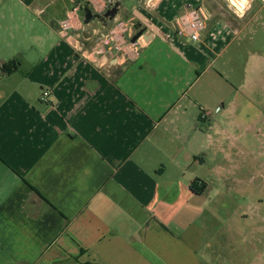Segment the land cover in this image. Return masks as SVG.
Segmentation results:
<instances>
[{
	"label": "crops",
	"instance_id": "1",
	"mask_svg": "<svg viewBox=\"0 0 264 264\" xmlns=\"http://www.w3.org/2000/svg\"><path fill=\"white\" fill-rule=\"evenodd\" d=\"M88 1L0 0V264H215L205 166L248 88L216 69L215 49L264 0L239 23L209 14L196 43L176 20L203 0H98L122 4L119 22L64 33ZM125 22L138 59L100 55Z\"/></svg>",
	"mask_w": 264,
	"mask_h": 264
},
{
	"label": "rangeland",
	"instance_id": "2",
	"mask_svg": "<svg viewBox=\"0 0 264 264\" xmlns=\"http://www.w3.org/2000/svg\"><path fill=\"white\" fill-rule=\"evenodd\" d=\"M249 2L203 0L202 4L212 20L237 21ZM251 9L250 15L258 12L256 18L239 35H232V44L220 42L215 49L221 54L216 69L227 81L248 87L247 98L235 99L237 109L221 118L225 135L221 156L205 166L213 175L209 197L214 207L207 215L215 221L209 250L215 264H264V1ZM230 123L236 125L230 126L231 131ZM229 134L234 140H228Z\"/></svg>",
	"mask_w": 264,
	"mask_h": 264
},
{
	"label": "built area",
	"instance_id": "3",
	"mask_svg": "<svg viewBox=\"0 0 264 264\" xmlns=\"http://www.w3.org/2000/svg\"><path fill=\"white\" fill-rule=\"evenodd\" d=\"M87 4L96 13L104 14L103 6L98 3V0H89ZM84 7V2H76L73 4L66 19L61 23V29L64 33H77L85 30ZM208 20L209 12L203 4L194 7L185 6L182 14L176 20L177 32L188 38L191 42H200L203 33L207 29ZM132 30L133 25L131 22L118 23L101 44L99 54L102 56L115 55L123 61L138 59L140 47L131 41L133 38ZM49 95V91H45L42 100L46 101ZM219 111L220 109H217V112ZM203 117L206 118L207 115Z\"/></svg>",
	"mask_w": 264,
	"mask_h": 264
},
{
	"label": "water",
	"instance_id": "4",
	"mask_svg": "<svg viewBox=\"0 0 264 264\" xmlns=\"http://www.w3.org/2000/svg\"><path fill=\"white\" fill-rule=\"evenodd\" d=\"M122 6L121 3L117 2L107 10L104 14H94L93 10L91 9L89 4H86L84 7V23H85V30L84 34L88 35L93 30V25L96 21H99L107 26L109 23L112 22H119V18L117 14L119 12V8ZM140 33L132 39V42H136L138 40Z\"/></svg>",
	"mask_w": 264,
	"mask_h": 264
},
{
	"label": "trees",
	"instance_id": "5",
	"mask_svg": "<svg viewBox=\"0 0 264 264\" xmlns=\"http://www.w3.org/2000/svg\"><path fill=\"white\" fill-rule=\"evenodd\" d=\"M204 185H207L206 183L204 184ZM196 187L198 188L199 186H198V184L196 185H193V188H195L196 189ZM197 191L198 192H200V193H202L203 191H204V189L202 188V189H197Z\"/></svg>",
	"mask_w": 264,
	"mask_h": 264
},
{
	"label": "bare ground",
	"instance_id": "6",
	"mask_svg": "<svg viewBox=\"0 0 264 264\" xmlns=\"http://www.w3.org/2000/svg\"><path fill=\"white\" fill-rule=\"evenodd\" d=\"M243 4H245V3L243 2Z\"/></svg>",
	"mask_w": 264,
	"mask_h": 264
}]
</instances>
